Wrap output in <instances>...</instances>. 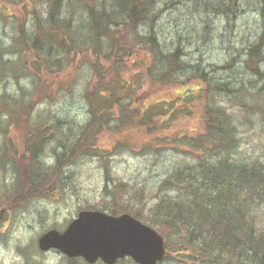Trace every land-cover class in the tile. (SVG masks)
I'll list each match as a JSON object with an SVG mask.
<instances>
[{"label": "trees", "instance_id": "obj_1", "mask_svg": "<svg viewBox=\"0 0 264 264\" xmlns=\"http://www.w3.org/2000/svg\"><path fill=\"white\" fill-rule=\"evenodd\" d=\"M37 2H41V14L32 13L34 33L13 28L15 49L13 43L0 44V82L11 77L16 86L15 95L9 92L0 95V132L6 134L12 124L19 123L23 113L29 118L23 133L26 153L22 165L28 185L23 187L24 180L18 177L12 186L16 196L22 197L27 192L28 197L41 194V198H49L64 191L71 176L66 172L68 166L81 157L94 156L103 159L104 193L116 198L115 193L124 192L128 184L114 182L109 160L112 155L130 149L137 151L136 155L150 156L157 163L167 149L186 151L193 155L192 160L172 163L158 183L159 200L152 207L157 220H151L142 210L128 204L106 209L111 213L128 211L163 228H169L167 223L180 224L181 227L174 226L190 231L189 241L199 253L200 264H264V229L256 230L249 213L251 201H256L259 194L256 190L264 188V168L233 159L240 142L237 118L218 98L223 96L221 92L229 96L238 89L241 94L234 96V104L248 111L250 120L256 110H262L255 102L264 91V83L250 93L242 83L241 88L233 89L232 81L219 82L203 69L199 70V66H191L183 57L185 53L179 41L168 46L160 38L157 26L163 11L161 0H27V5L35 7ZM261 4L264 11V0ZM234 6L229 4L225 13L233 11ZM7 11L6 7L0 9V14L6 15ZM262 35L249 45L247 55L253 62L264 53V42H259ZM12 51L16 58H5ZM24 53L32 54L31 63L23 62ZM241 53L242 48L238 55ZM90 58L93 62L85 81L81 68L89 66ZM15 61L21 65L15 66ZM134 67L137 69L132 75L130 71ZM191 75L199 76L207 85L203 88L199 84V93L190 89L181 96L183 107L175 111L170 100L147 103L145 96L150 90L145 89V76L155 85H168L191 80ZM58 77L62 79L55 93L58 98L74 93L78 80L82 84L85 81L80 104L87 108L86 122L63 120L60 111L41 110L34 115L31 101L28 103L25 98L26 90L21 87L17 93L20 79L27 78L31 99L40 82L41 102H45V97L52 98L49 84ZM213 82L218 83L211 85ZM195 94L204 98L206 128L196 134L176 137L160 134L169 129L170 119L193 112L190 101ZM213 97L218 98V105L213 103ZM132 128L153 135L141 150L125 141L113 142L110 148L99 142L105 134L117 136ZM0 151L2 158L7 155V162L19 169L8 146L3 145ZM204 151L210 156L216 153V158L208 163ZM18 169L15 170L18 172ZM134 188L138 193L146 189L145 186ZM12 203H17V199ZM165 238L169 249L168 235Z\"/></svg>", "mask_w": 264, "mask_h": 264}, {"label": "rangeland", "instance_id": "obj_2", "mask_svg": "<svg viewBox=\"0 0 264 264\" xmlns=\"http://www.w3.org/2000/svg\"><path fill=\"white\" fill-rule=\"evenodd\" d=\"M261 3L262 0H161L160 7H163V11L157 28L160 31L161 40L167 42L168 46H171L170 42H180L185 53L183 57L191 66L192 64L195 67L199 66V70L203 69L209 77L212 76L219 82L232 81L233 89L241 88L243 84L251 93L253 89L262 87L261 85L264 83L262 74L264 72V53H260L254 62L249 60L247 55L249 45L256 42L261 33L264 35V11ZM229 4L235 5L234 10L225 13ZM5 7L8 8L6 15L0 14V44L9 46L12 43L14 45L13 28L27 29L29 33L35 30L36 25L32 13L41 14V2H37L33 7L32 4L31 6L27 5V0H0V9H5ZM263 35L259 42H264ZM17 48L19 47L17 46ZM241 48L243 54L238 55V50ZM13 49H15V45ZM4 56L8 59L16 58L13 51ZM21 57L23 62L26 61L28 64L33 61L31 53L26 55L24 53ZM92 62L93 59L90 58L89 66L85 65L81 68V76L85 81L89 76ZM16 65H21V62L15 61ZM136 69V67L132 68L130 73L133 75ZM20 71L24 72L23 68ZM190 77H192L191 80L183 82L155 85L145 76V89L150 90L145 96L147 103L152 105L154 102L170 100L172 106L176 107L175 111L183 107L184 99L181 100V96L190 89H193L192 92L199 93V86L205 88L207 85L206 81L197 75ZM5 81L6 79L0 82V95L2 92L15 95L14 79L9 77L6 83ZM85 81L82 84L78 80L74 93H66L58 98L55 93L59 85L62 84V79L58 77L49 84L48 90L52 98L45 97L44 99L47 101L41 102L40 82L30 99L29 90L31 88L28 89L30 83L27 78H22L19 81L20 86L17 93L21 87L26 90L25 98L28 103L31 101L34 115L41 110L45 112L60 111L63 120L73 119L84 123L89 116L87 108L80 104L82 86ZM215 83L218 82H213L211 85ZM221 94L223 96L218 97L220 103L237 118V136L240 142L233 152V159L237 162H245L249 166L256 163L264 168V91L255 102V105L257 103V106H260L262 110H256L250 120L248 111L242 110L240 106L234 104V96L241 94L238 89L237 93L229 96L222 92ZM64 96H67L65 101H60ZM218 98L213 97L212 99L215 105H218ZM202 99L204 100V98ZM202 99L197 94L192 96L190 108L193 109V112L180 114L178 117L170 119L169 129L161 131L160 134L168 133L172 137H176L184 133L196 134L203 131L206 126ZM28 121V115L23 113L19 123L12 124L8 128L9 133L0 132V149L3 145L8 146L13 161L16 159L19 164V169L18 166L13 167L12 163L7 162L8 156L2 158L0 151V209L7 207L9 213L0 221V264H70L64 255L56 250L47 252L39 250L36 241L38 236L49 228L63 229L81 209L105 210L112 205L122 208L128 204L142 210L151 220H157V214L152 207L157 199L159 200L157 197L159 181L165 176L167 168L172 163L191 161L193 156L186 151L178 153L167 149L161 157L159 156L158 162L153 163L150 156L136 155L137 151L134 152L130 149L112 155L109 160L112 163L111 175L114 182L124 181L130 188L124 189V192L117 191L116 198L106 195L103 191L105 182L103 159L94 156L81 157L66 169V172L71 176L68 177V184L64 191L49 198H41V194L28 197L27 192L26 194L22 193V197H18L16 191H12V186L15 181L17 182V178L20 177L25 181L22 182L23 187L28 185L25 180V166H22L24 153H26L24 150L26 136L23 133L28 127ZM152 137L153 135L143 129L132 128L117 136L105 134V138L103 136L99 142L110 148L113 142L125 141L137 150H141L143 143ZM215 154L213 152L210 156L204 151V157L208 163L211 159L213 161L216 158ZM15 169H18V172ZM138 186H145L146 189L143 193L136 191L134 187ZM256 191L259 194L256 201H251L250 209L252 207V211L250 210L249 213L256 230H258L264 229V188L261 187ZM171 192L175 193L174 191L169 193ZM13 197L17 199V203L11 204V201L16 200ZM147 223L159 230L165 237L168 235L169 249L167 248L165 258L158 264H200L199 253L189 241L190 231L188 229L174 226L181 227L175 222L167 223L169 228ZM248 258L252 260L251 256ZM73 264L86 263L82 259H77L73 261ZM96 264L103 263L97 262ZM115 264L137 263L127 257Z\"/></svg>", "mask_w": 264, "mask_h": 264}, {"label": "water", "instance_id": "obj_3", "mask_svg": "<svg viewBox=\"0 0 264 264\" xmlns=\"http://www.w3.org/2000/svg\"><path fill=\"white\" fill-rule=\"evenodd\" d=\"M42 250L56 248L68 256L101 258L113 264L131 256L140 264H156L165 256L164 237L130 213L118 215L84 209L63 229L51 228L38 238Z\"/></svg>", "mask_w": 264, "mask_h": 264}, {"label": "flooded vegetation", "instance_id": "obj_4", "mask_svg": "<svg viewBox=\"0 0 264 264\" xmlns=\"http://www.w3.org/2000/svg\"><path fill=\"white\" fill-rule=\"evenodd\" d=\"M5 210H7L6 208H2L0 211H2V213L0 212V221L4 218V217H6V215H9V213L7 212V214H6V212H3V211H5ZM77 259H81V257L80 258H74V260H77ZM69 260H70V263L72 262V258H69ZM82 260H83V258H82Z\"/></svg>", "mask_w": 264, "mask_h": 264}]
</instances>
